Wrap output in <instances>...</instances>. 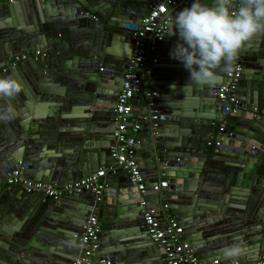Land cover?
<instances>
[{"label":"water","instance_id":"water-1","mask_svg":"<svg viewBox=\"0 0 264 264\" xmlns=\"http://www.w3.org/2000/svg\"><path fill=\"white\" fill-rule=\"evenodd\" d=\"M162 2L0 3V77L11 75L24 85L17 97L0 100V107L10 103L14 109L11 121H0L1 178L23 162L26 176L61 185L115 164L110 145L115 108L135 50L130 27L141 25L152 7ZM193 2L177 0L166 16L172 19L169 25ZM201 2L214 4V0ZM67 25L71 35H91L58 49L51 42L56 30ZM169 25L155 51L159 63L152 76L139 70L144 90L133 97L134 102L145 99L134 139L146 193L127 178L111 174L100 203L92 191L44 201L40 194L19 186L0 189V213L18 218L15 229L1 223L0 237L9 235L11 240L3 247L5 252L0 248V264H73L93 204L104 205L102 221L110 224L98 236L97 264H166L145 224L148 207L141 205V197L160 210L168 205L167 213L182 223L201 264L232 262L221 250L237 241L248 246L239 262L264 255V224L256 222L264 223V172L258 169L264 154V117L253 112L264 109V33L241 50L238 111L226 114V103L217 92L230 81L227 73L215 85L192 83L183 63L170 56L179 36L167 35ZM125 41L130 44H122ZM38 52L45 56L36 59ZM151 98L156 108L149 106ZM71 100L79 101L77 107L65 111ZM245 104L249 108L244 110ZM154 109L159 111L155 120ZM222 121L221 145L210 147ZM121 175L127 177L128 172ZM163 179H168V188L154 191Z\"/></svg>","mask_w":264,"mask_h":264},{"label":"built area","instance_id":"built-area-1","mask_svg":"<svg viewBox=\"0 0 264 264\" xmlns=\"http://www.w3.org/2000/svg\"><path fill=\"white\" fill-rule=\"evenodd\" d=\"M6 0H0V3H5ZM14 2L15 0H8ZM177 0H163V2L152 9L144 16L141 25H132L130 27L134 34V56L130 60V65L125 74V81L122 91L118 96L116 112V124L114 130V140L111 147V156L115 161L110 167H102L99 170L91 173L86 177L78 180L67 182L61 185L38 181L24 174V169L27 163H21L20 166L11 171L6 172L5 179L8 187H22L27 193H38L44 201L51 199H59L65 194L73 192L92 191L96 194L97 203L102 202L105 189L106 178L108 174L118 175L120 171H127L129 182L133 187L145 194L146 185L144 183L145 175L139 168V163L136 161V148L134 134L139 130L138 119H133L131 113L134 110L133 97L136 92L144 90V82L139 76V70H144L146 76L153 74V66L158 63V58L155 57V51L159 42L163 39L165 30L168 28L171 17L166 18L171 6L176 4ZM154 53V55H153ZM45 56L44 52H38L36 59ZM21 57H25L24 55ZM16 59H20L17 57ZM226 76L230 80L225 85L221 86L217 92V97L220 101L226 103L225 113H234L238 111L237 90L240 85L242 76V67L239 56L234 62L233 69ZM148 92V91H147ZM151 95V92H148ZM154 94V93H153ZM149 106L156 108V102L151 98ZM152 119L158 118V109H154ZM254 115H262L264 117V109L253 110ZM225 123L221 124L217 135L208 142L210 147L221 145ZM131 131V132H130ZM166 165V164H165ZM164 165V166H165ZM169 183L166 181L161 184L154 185V191H161L168 188ZM141 205L147 206L144 221L148 227V232L152 240L157 243L164 251V262L166 264H201L197 253L192 247L188 239H183L185 234L184 226L179 220H176L171 215L167 214L168 205L165 204L162 210L157 206H151L150 203L139 199ZM1 226V213H0ZM102 231L99 216L95 213L91 214L84 226V236L81 243V251L79 257L75 259L73 264H97L95 263V254L98 252L100 244L98 242L99 233ZM161 249V250H162ZM105 262L101 260L100 263ZM214 264H232V262ZM239 264H264V255L239 262Z\"/></svg>","mask_w":264,"mask_h":264},{"label":"clouds","instance_id":"clouds-1","mask_svg":"<svg viewBox=\"0 0 264 264\" xmlns=\"http://www.w3.org/2000/svg\"><path fill=\"white\" fill-rule=\"evenodd\" d=\"M214 0L213 6L194 0L179 11L169 25L168 36L178 34L179 41L170 56L183 63L191 82L200 86L215 85L222 73H230L244 46L264 33V0ZM22 81L11 75L0 77V100H11L23 91ZM14 118L9 103L0 107V121ZM222 255L232 264L248 252L243 241L224 247Z\"/></svg>","mask_w":264,"mask_h":264},{"label":"crops","instance_id":"crops-1","mask_svg":"<svg viewBox=\"0 0 264 264\" xmlns=\"http://www.w3.org/2000/svg\"><path fill=\"white\" fill-rule=\"evenodd\" d=\"M16 1V0H15ZM14 1V2H15ZM5 2H7V3H12V2H9L8 0H6ZM13 2V3H14ZM66 9H69V8H66ZM12 20L10 19V22H11ZM94 31V30H93ZM92 31V32H93ZM73 31L71 30V28H70V26H66V27H61V28H59L58 30H56V33H55V35H54V40L51 42V43H53V42H55L54 44H55V47L56 48H62V47H69L71 44H75V43H77L78 42V40H80V38H85V39H87V37H90V35H88V36H85V35H83L82 37H79V36H77V33H75V34H72L71 35V33H72ZM98 35H99V37H100V35H101V32H98ZM129 35H130V37H134V34L132 33V31H131V29H130V33H129ZM75 37H78V38H75ZM122 44H124V45H129L130 43L129 42H127V41H125V42H122ZM37 53H35L34 54V56L36 55ZM24 55V54H23ZM153 55H154V53H153ZM155 57H157L156 56V54L154 55ZM239 60H240V56H241V52L239 53ZM159 63V62H158ZM157 63V64H158ZM150 76H152V75H150ZM149 77V76H148ZM223 77V76H222ZM154 80H155V78H154ZM148 84L149 85H152L153 84V80H150L149 82H148ZM75 103H77V104H75ZM78 103H79V101H77V102H73L72 100L70 101V104H69V106H67V107H65L64 108V110L65 111H69L71 108H75V107H77V105H78ZM135 105V108L136 109H134V115H133V119H138L139 118V116H140V112H141V110L142 109H144V107H145V99H144V97H139V98H137L136 99V101L134 102L133 101V106ZM245 108H249V106H248V104H245V106H244V110H245ZM257 109V108H256ZM263 110V109H262ZM224 122L222 121V124H223ZM96 124H99V122H96ZM100 125V124H99ZM96 128V127H95ZM97 128L99 129V127L97 126ZM0 129H2V127H1V123H0ZM112 144H113V141H112V143L110 144L111 145V147H112ZM259 170H262L263 172H264V154H262V158H261V160H259ZM102 167H105V166H102ZM121 172L122 171H120V173L118 174V175H112L113 176V178H115V179H117V178H127L128 180H129V178H128V176L126 177V176H124V175H121ZM264 177V176H263ZM107 180V179H106ZM105 180V181H106ZM6 179H5V176L3 177V178H1L0 177V189H6V188H10V187H8V185L6 184ZM163 181H166V182H168V179H163L162 180V182ZM169 183V182H168ZM94 206L93 207H91V209H92V214L94 213H96L98 216H99V220H100V224H101V227H102V230L105 228V227H107V226H109L110 224H107V223H105V222H103L102 220H103V215L105 214L104 213V205H98V206H96L95 204H93ZM64 210H72L71 208H65ZM258 210H260L259 208H257L256 209V211H258ZM168 214V213H167ZM170 214V213H169ZM254 215H256V214H254ZM12 216H16V215H14V214H12ZM264 217V216H263ZM14 218V219H13ZM7 222V225H8V227L10 228V229H15L16 228V225H17V223H18V218L17 217H11V216H8V214H6L5 216H3L2 215V212H1V223L2 224H4L5 225V223ZM257 222V225H263L264 223L261 221V220H257L256 221ZM48 228L49 229H52V230H59V231H65L66 232V230H64V229H62V228H60V227H57V228H55V227H53V228H51V227H49L48 226ZM183 239H188V235H187V233H185L184 235H183ZM9 240H11V238L9 237V235H4V236H2V237H0V248H1V251L2 252H5V250H7V249H5V248H3V247H6V246H8L9 245ZM10 246V245H9ZM8 248V247H7ZM161 253H162V257H163V259H164V251H163V249L161 250ZM95 258V263H98V261H96V260H98L99 259V257L98 256H95L94 257Z\"/></svg>","mask_w":264,"mask_h":264}]
</instances>
